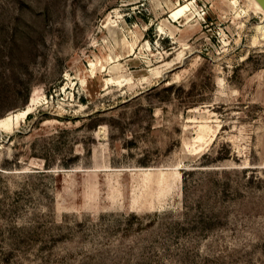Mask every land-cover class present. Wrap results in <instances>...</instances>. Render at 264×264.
<instances>
[{"label": "rangeland", "instance_id": "1", "mask_svg": "<svg viewBox=\"0 0 264 264\" xmlns=\"http://www.w3.org/2000/svg\"><path fill=\"white\" fill-rule=\"evenodd\" d=\"M247 0H0V264H264V27Z\"/></svg>", "mask_w": 264, "mask_h": 264}, {"label": "bare ground", "instance_id": "2", "mask_svg": "<svg viewBox=\"0 0 264 264\" xmlns=\"http://www.w3.org/2000/svg\"><path fill=\"white\" fill-rule=\"evenodd\" d=\"M247 1L249 3H252L254 11L262 14L263 22H264V9H262V7L259 5V3L256 0H247ZM261 27H264V24L261 25ZM34 105H35V100L32 93L30 97V101L26 108L17 112L16 114L7 115L4 118L0 119V128H7L9 124H15L17 121L25 118V116H27L32 111Z\"/></svg>", "mask_w": 264, "mask_h": 264}, {"label": "water", "instance_id": "3", "mask_svg": "<svg viewBox=\"0 0 264 264\" xmlns=\"http://www.w3.org/2000/svg\"><path fill=\"white\" fill-rule=\"evenodd\" d=\"M259 5L262 7V9H264V0H256Z\"/></svg>", "mask_w": 264, "mask_h": 264}]
</instances>
